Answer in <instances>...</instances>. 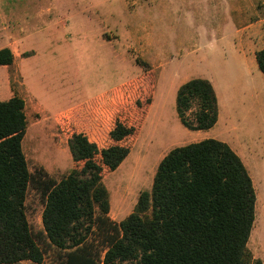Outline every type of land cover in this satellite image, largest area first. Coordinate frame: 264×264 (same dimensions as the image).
Returning <instances> with one entry per match:
<instances>
[{"label": "trees", "instance_id": "16d2710c", "mask_svg": "<svg viewBox=\"0 0 264 264\" xmlns=\"http://www.w3.org/2000/svg\"><path fill=\"white\" fill-rule=\"evenodd\" d=\"M256 62L264 75V47ZM13 64L11 50H0V66ZM145 82L140 77L72 110L82 124L69 140L75 168L58 182L36 179L29 170L24 100L0 101V264H42L37 238L57 250L65 264H262L248 249L257 203L252 178L232 148L215 139L172 149L134 211L119 223L110 219L103 180L128 157L139 136L153 101L145 96ZM176 110L190 131L214 128L219 103L211 82L183 84ZM93 115L99 124L112 122L102 147L89 134ZM34 181L45 198L43 231L37 235L26 214ZM96 233L107 244L102 258L89 242Z\"/></svg>", "mask_w": 264, "mask_h": 264}, {"label": "rangeland", "instance_id": "374dc122", "mask_svg": "<svg viewBox=\"0 0 264 264\" xmlns=\"http://www.w3.org/2000/svg\"><path fill=\"white\" fill-rule=\"evenodd\" d=\"M170 1L164 0L159 8L165 25H170L169 16L175 14L176 7L178 6L177 12H180L181 6L185 4L184 0H179L176 5ZM242 1L243 8L250 18L249 21L254 19L258 12L259 15L264 14V0ZM209 2L210 4L208 0L187 1L198 17L207 14L209 6L211 12L216 10L217 2L212 3V0ZM94 3H98L99 7L102 5L96 23L93 16L91 19L88 16L82 17L80 24L69 17V13H75L77 10L89 11ZM118 4V0H0L3 23L10 20L11 6L17 9L19 19L16 30L19 37V33H23L24 36L28 32L38 31L28 41L30 46L35 44L38 53L34 56L28 54L24 58L22 73L17 62L11 67L0 66V101L7 100L4 87L9 83L15 95L24 97L25 89L22 84L26 83L31 93L49 112L57 113L100 95L112 87L119 88L120 86L117 85L133 82L140 77L146 78L145 96L151 98L154 81L150 75H154L157 86V71L151 70L152 68L139 58L132 57L128 61L130 65L134 63L142 66L143 74L115 75L114 79L109 75L110 67L120 65L121 59H114L110 64V60L105 57L109 47L104 46L102 38L111 34L122 37L125 35L123 23L119 22L122 18ZM48 6L59 8L57 11L55 9L53 18L62 11L66 13L68 30L62 31L60 27L43 29L45 24H41L40 21L46 17L28 21L27 17L34 14L32 7L42 9ZM109 8L113 9L112 20L106 18ZM165 14L169 15L166 17L167 22ZM5 37H8V32L3 30L2 38ZM163 40L168 39L164 37ZM263 40L262 36L255 41L256 49ZM20 46L25 48L26 44ZM116 47L118 50L121 48V46ZM120 51L119 55L122 52ZM248 62V59L242 57L229 56L226 59H216L214 68L192 59L187 60V64L178 62L179 66L173 64L176 67L172 65L167 68L160 87L159 96L163 99L158 98L155 106L160 111V116L153 117L155 129L150 134L145 132L141 141L136 144L138 136L132 147V153L120 167L107 174L103 180L110 194L109 216L113 222L119 223L126 219L134 211L140 194L151 191L162 152L168 151L172 146L181 147L207 139L231 141L230 138L234 137L235 140H241L243 146L249 148L250 157L246 161V167L253 179L257 195L256 220L248 249L254 260H260L264 264V75L259 71L254 57V72H250L252 66ZM202 76L219 80L218 83L215 80L216 87L225 102L224 113L228 119L227 121L223 119L218 127L212 130L190 131L180 122L176 110V90L173 91L172 87L188 77L198 79ZM74 115L75 112L72 113V110L61 115H50L45 111V114L41 113L38 116L41 122L37 127L32 126L31 121L28 124L23 140V151L29 170L36 179L51 178L58 182L75 168L69 140L73 133L82 130V124ZM91 119L94 122L89 129L91 140L102 147L112 122L99 124L94 115ZM143 124L144 122L142 127ZM233 125H236L237 131L230 129ZM146 135L149 136L147 144L144 143ZM44 204L42 187L34 181L27 192L26 214L35 235L43 231ZM37 241L44 251L42 264H65L57 250L48 247L43 240L37 238ZM89 242L93 252L102 258L107 244L100 234H93Z\"/></svg>", "mask_w": 264, "mask_h": 264}, {"label": "crops", "instance_id": "0c3cea01", "mask_svg": "<svg viewBox=\"0 0 264 264\" xmlns=\"http://www.w3.org/2000/svg\"><path fill=\"white\" fill-rule=\"evenodd\" d=\"M184 1L185 4L184 6H181L180 12H177V6L174 11L175 14H171L170 16L165 14V21L168 16L171 21L170 25H165L161 10L159 9L164 0H118V6L120 8L122 18V21L119 22L121 24L123 23L125 35L122 37L111 34L106 35V38H102L104 46L109 47V51L105 54V57L110 60V64L113 63L114 59H121L120 65H117L116 67L115 65H110L109 75L113 79L115 78V75L133 74L139 76L144 73L142 66L134 63L132 65L129 64L128 60L132 57L139 58L144 64L151 67V70L157 71V86L153 94V101L136 144L141 141L145 132L150 134V132L155 129L153 117L155 115L160 116V111L157 110L155 106L158 98L163 99L162 96H159L160 87L169 66H172L173 64L178 65V62H184L187 64V60L192 59L199 61L200 63L208 64L210 68H214L216 59H226L230 56L239 58L242 57L245 60L248 59V63L252 66L250 67V72H254L255 68L253 66V57L256 59V53L264 47V40L259 48L256 49L254 45L257 39L262 36L264 38V14L259 15L258 12L257 15L255 14L254 19L249 21L250 18L247 11L243 8L242 0H212V3L217 2L215 7L216 10L211 12L209 6L207 14H203L201 17H198V14H196L193 7L187 3L188 0ZM170 2L176 5L179 0H171ZM208 4H210L209 0ZM56 7L57 9L49 6L42 9L32 7L34 14L32 16H28L27 19H29L28 21H33L35 18L46 17V19L40 21L41 24H45L43 29L60 27L59 29L66 31L69 26V23H67L68 18L65 17L66 13L62 11V13L55 15V18H53L55 9L56 11L59 9L58 6ZM101 7L102 5L99 7L98 3H94L89 11L77 10L75 13H69V17L77 20L80 24L79 21L82 20V17L85 18L88 16L91 19L93 16L94 22L96 23L98 17H100L99 12ZM88 13H90V15H88ZM113 16V9L109 8L106 16L107 20H112ZM9 17L10 20L3 23L2 15L0 13V50L3 48L11 50L14 55V64L12 66H14L17 62L20 67L19 71L22 73L24 58L28 54L34 56L38 53L35 44L30 46L28 43L32 36H34L35 32L38 31L28 32L24 36L23 33H19V37L18 31L16 30L19 15L17 9H13L12 6L10 8ZM245 20L248 21L244 22ZM3 30L8 32V37H5L4 39L2 38ZM164 37L168 40H163ZM21 44H26V47L22 48L20 46ZM116 46H118V48L121 46L119 49L123 53L116 49ZM119 51L121 52V55L118 54ZM173 67L176 66L173 65ZM198 79L208 80L211 82L216 91L219 103V118L215 127H218L223 119L226 121L228 119V116L224 113V109L226 107L225 102L216 87L219 80L206 76L199 77ZM190 80H192L191 77H188L185 81L173 85L172 89L173 91L176 90V96L180 86ZM215 80H217V83ZM123 84L124 83L117 86H121ZM9 85L10 83L4 87V93H6L7 98L6 101L15 96L23 99L25 102L27 126L31 121V124L34 127H37L41 122L38 120V116L41 115V113L45 114V111L50 115L66 114L69 110L79 108L97 97L112 93L116 89V86L112 87L100 95L81 101L68 110L51 113L31 93L29 86L26 83L22 84L25 89L24 97L19 94L15 95ZM230 129L233 131L238 130L236 125H233ZM230 140L231 141L224 140L221 142L228 144L242 159L244 165L246 166V161L248 157H250L248 146H243L241 140H235L234 137H231ZM147 141H149L148 135H146L144 143L147 144ZM174 148L177 147L172 146L168 151L162 152L159 156L160 162Z\"/></svg>", "mask_w": 264, "mask_h": 264}]
</instances>
